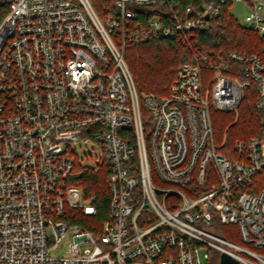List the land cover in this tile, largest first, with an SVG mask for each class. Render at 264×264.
Returning <instances> with one entry per match:
<instances>
[{"label":"built area","instance_id":"1","mask_svg":"<svg viewBox=\"0 0 264 264\" xmlns=\"http://www.w3.org/2000/svg\"><path fill=\"white\" fill-rule=\"evenodd\" d=\"M223 6L264 35V0H199L197 12L110 0L102 16L91 0H0V264H202V248L209 264L223 253L264 264V63L196 38ZM158 38L192 57L168 95L140 96L126 50ZM252 83L260 135L223 153L212 111L234 117L227 132ZM78 165L109 170L102 233L64 220L68 209L97 214L72 183ZM219 224L238 226L242 244L219 236ZM69 235L65 255L52 257Z\"/></svg>","mask_w":264,"mask_h":264},{"label":"trees","instance_id":"2","mask_svg":"<svg viewBox=\"0 0 264 264\" xmlns=\"http://www.w3.org/2000/svg\"><path fill=\"white\" fill-rule=\"evenodd\" d=\"M91 2L100 16L110 5V0H91ZM170 2H174L175 9L178 11H183L188 6H191L194 12L199 10V0H170ZM4 15L3 12H0V22ZM196 38L203 49L224 55L232 52L256 55L264 63V35L261 36L243 27L239 20L229 13L228 7H221L219 16L209 23L207 30L197 32ZM191 57L192 50L184 47L178 39L173 38H158L133 44L126 50V60L140 96L144 94L168 95L179 69L184 63L189 62ZM257 100L256 85L252 83L250 88L245 91L238 122L227 132L226 129L233 122V117L229 114L212 111L216 143L221 145L224 137H227V145L222 149L223 153L227 147L233 146L236 139H248L260 135L262 116L256 110ZM143 116L147 127L150 125V115L145 108H143ZM108 175L109 170L106 167L101 168L98 172L84 169L80 165L75 168L72 183L84 189L86 198H95L94 206L97 209V214L88 215L82 210L68 209L64 217L68 225H76L84 230L102 233L104 223L109 217L111 201ZM260 179L258 178L256 183H259ZM187 189L185 190L187 191ZM220 227L218 228L219 236L229 241H241L238 226L221 225ZM231 228L233 230H229Z\"/></svg>","mask_w":264,"mask_h":264},{"label":"rangeland","instance_id":"3","mask_svg":"<svg viewBox=\"0 0 264 264\" xmlns=\"http://www.w3.org/2000/svg\"><path fill=\"white\" fill-rule=\"evenodd\" d=\"M234 12V15L235 17L239 20V23L242 24L243 21H244V17H245V12H240L239 9L237 11H233ZM232 116V115H231ZM233 117V116H232ZM234 119V117H233ZM149 123V122H148ZM148 127V125H147ZM151 131L149 130V133ZM74 150L78 153L79 157H84V161H88L85 157V151L86 149H83L81 147H77V148H74ZM94 160V157L92 158ZM222 224H219L218 225V228L221 226ZM221 228V227H220ZM221 230V229H220ZM229 230H233L232 228L229 229ZM228 231V229L226 228V232ZM225 232V231H224ZM49 236H52V233L49 232ZM71 241V235H69L68 237H66L62 243L56 248V249H53L51 250V256L52 257H62L65 255V251H66V248H67V245L68 243ZM232 242L234 243H237V244H242L241 241H234V240H231ZM208 252V249L206 248H202L200 250V258H201V262L202 264H209V261L205 258V254ZM212 263L213 264H218V255L217 254H214L213 258H212Z\"/></svg>","mask_w":264,"mask_h":264},{"label":"water","instance_id":"4","mask_svg":"<svg viewBox=\"0 0 264 264\" xmlns=\"http://www.w3.org/2000/svg\"><path fill=\"white\" fill-rule=\"evenodd\" d=\"M219 264H241V263L235 260L234 258H232L230 255L223 253L220 256Z\"/></svg>","mask_w":264,"mask_h":264}]
</instances>
